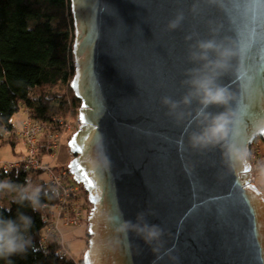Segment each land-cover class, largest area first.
<instances>
[{"label":"water","instance_id":"95a60500","mask_svg":"<svg viewBox=\"0 0 264 264\" xmlns=\"http://www.w3.org/2000/svg\"><path fill=\"white\" fill-rule=\"evenodd\" d=\"M69 3V86L80 104L66 167L89 203L82 263L264 264V194L247 168H226L218 148L188 146L185 125L195 101L177 109L185 113L179 123L161 104V97L179 100L186 91L189 44L229 37L238 56L221 83L235 93L239 139L249 148L264 142L257 124L264 117V0ZM178 10L184 20L168 30ZM190 33L198 35L186 40ZM121 212L133 222L145 213L164 229L160 242L148 245L134 232L126 241L114 220Z\"/></svg>","mask_w":264,"mask_h":264},{"label":"trees","instance_id":"16d2710c","mask_svg":"<svg viewBox=\"0 0 264 264\" xmlns=\"http://www.w3.org/2000/svg\"><path fill=\"white\" fill-rule=\"evenodd\" d=\"M72 41L69 0H0V145H14L12 138L18 133L11 118L23 106L28 119L40 121L47 128L40 133L41 155L47 145V130L55 132L62 121L60 116L79 107V100L71 97L69 101L67 95L71 94L73 74ZM43 173L40 168L0 167V180L18 184L31 181L42 188L41 206L35 211L27 203H13L10 195L0 196V200L9 202L0 204V213L14 217L19 210L33 219L31 246L25 253L10 257L11 264H83L81 258L59 254L54 235H45L48 217L60 202L61 191L50 187V182L41 177ZM79 189L86 196L80 185ZM0 264L8 261L0 259Z\"/></svg>","mask_w":264,"mask_h":264},{"label":"clouds","instance_id":"9594fccd","mask_svg":"<svg viewBox=\"0 0 264 264\" xmlns=\"http://www.w3.org/2000/svg\"><path fill=\"white\" fill-rule=\"evenodd\" d=\"M183 20L184 13L178 10L175 18L168 22L167 29L179 28ZM211 31L215 33L216 29ZM195 35L198 34L190 33L185 39L192 40ZM237 56L238 50L229 37L218 39L213 35L189 44L187 58L193 66L186 69L181 82L186 91L179 100L161 97V104L168 109L166 115L174 117L179 123L184 121L185 113L177 112V109L181 105L191 106L195 101L198 106L194 112L188 113L190 120L185 125L188 146L200 151L218 148L226 168L243 166L259 185L264 186V159H254L248 145L239 139L240 119L230 103L235 100V93L228 85L221 83V78L231 71L232 61ZM212 105L223 110L211 112L208 109ZM193 123L196 128L189 130ZM257 124L264 128V117ZM178 144H184L183 134ZM105 164H110L107 157ZM92 165L95 170L96 161L92 160ZM41 192V186L31 181L18 184L7 179L0 180V195H11L13 203L21 206L27 203L34 211L41 206ZM114 220L116 230L123 234L126 241L129 240V232H134L146 244L152 245L159 243L164 233L160 225L149 223L143 212L137 214L136 222L124 219L122 212ZM32 226L33 219L25 212L18 210L14 217L0 213V259L11 264L10 257L27 251L32 243L29 235Z\"/></svg>","mask_w":264,"mask_h":264},{"label":"rangeland","instance_id":"374dc122","mask_svg":"<svg viewBox=\"0 0 264 264\" xmlns=\"http://www.w3.org/2000/svg\"><path fill=\"white\" fill-rule=\"evenodd\" d=\"M67 95H68L69 101H70L71 97H74L72 90H71V94L69 93ZM78 109H79V107H77L75 109H69L67 116H64V115L60 116V118H62L60 127L57 128V130H54L55 133H57V135H58L57 143L58 144L60 143L63 145L62 150H65L67 155L69 154V159L64 160V161L62 160V162L58 159L59 155L61 154L60 153L61 150H60L59 146L57 148H55V150H48V151H47V148L44 147L43 152H41L43 154H41V155L39 152V156L42 159V162L50 165L51 167L49 166V168H51V169L59 168V167L61 169H65L63 167L67 166L69 160L72 157V154L70 153L69 147H68V140H69L70 136L72 135V133L78 127V120H77ZM26 118H27L26 110L22 106L17 112H15L13 114V116L11 118V121L17 127L16 130L18 133L16 136H13V138H12L15 141L14 145H12L11 143H3L0 145V167H2L5 170L12 169L13 165L10 166V164L12 162H17L18 160L23 158L24 155H26V152H27L26 144H25V141L23 140V137L21 135V134H23V131H20L23 127V120ZM5 139L8 141L11 138H5ZM255 142L259 143V144L263 143V141L261 139H257L253 143H255ZM40 146H41V144L39 141V144L37 145V147H39V149H40ZM65 151H64V153H65ZM50 154H52V156H50ZM53 157H54V160L56 159L55 161L53 160ZM257 159H262V158H261V156H259V158H257ZM52 162H53V164L58 165V167L53 165ZM16 167L17 166H14V168H16ZM43 172L44 173L42 174L41 177L49 183L50 179H51L49 177L50 175L47 174V173H49V171L47 169H43ZM255 183L258 186V188H260L261 192L264 194V189L259 185V183L256 180H255ZM50 187H52V186L50 185ZM0 196L2 197V195H0ZM9 197H11V195ZM80 198H81L80 202H84L87 205V211H88L89 203L87 201L86 196L82 195ZM8 203L9 202L6 201L5 199L0 200L1 205H8ZM64 214H67L68 218H64L63 217ZM80 214H82V213H80ZM79 215L76 218L77 223H72L71 217H73V218L76 217L75 213H73V216H70L69 211L63 212L62 214L55 213L57 223H58V233L56 236H54V238L59 243L58 244V246H59L58 252L62 256L72 258V259L82 258L83 252L86 248V242H87V221L85 220L87 213H86V211L83 212L82 219L79 217ZM50 216L51 217L54 216V213H52V211H51L49 217ZM62 217H63V220H62Z\"/></svg>","mask_w":264,"mask_h":264},{"label":"built area","instance_id":"2783aa9c","mask_svg":"<svg viewBox=\"0 0 264 264\" xmlns=\"http://www.w3.org/2000/svg\"><path fill=\"white\" fill-rule=\"evenodd\" d=\"M47 129L45 125L40 121H34L31 119H24L23 120V127L20 131H23L22 137L26 144V155L23 156L17 162H12L10 166H23L24 168H40V169H47L50 175V184L53 189L61 191L60 202L56 204L52 208V213H54L53 217H48V223L45 229V235H54L56 236L58 233V223L55 216V213L62 214L63 212H70V216H73L75 213L76 217H71L72 223H77L76 218L77 216L83 212L87 211V205L84 202H80L81 192L79 189V185L76 184L69 172L65 169L61 168H49L50 165L47 163H43L42 159L39 156V134ZM57 138L58 135L55 132L47 130L46 134V141H47V151L48 150H55L57 148ZM250 151L253 154V158L257 159L261 156V149L259 143H253L250 146ZM53 154V153H52ZM50 154V156H52ZM259 155V156H258ZM51 167V166H50ZM250 180L253 184L256 185L254 177L250 175ZM73 181V182H72ZM260 189V188H259ZM73 212V213H72ZM82 214L79 217L82 219ZM64 218H68L67 214L63 215ZM62 217V220H63ZM85 220L87 221V215Z\"/></svg>","mask_w":264,"mask_h":264},{"label":"crops","instance_id":"0c3cea01","mask_svg":"<svg viewBox=\"0 0 264 264\" xmlns=\"http://www.w3.org/2000/svg\"><path fill=\"white\" fill-rule=\"evenodd\" d=\"M39 138H40V134H39ZM60 147V155H59V157H58V159L62 162V160L64 161V160H67V159H69V154L67 155V153H66V151L65 150H62V148H63V145L62 144H58L57 145V147ZM260 149H261V158L262 159H264V142L262 143V144H260ZM64 151H65V153H64ZM53 160H54V157H53ZM56 160V159H55ZM54 160V161H55ZM2 164V163H1ZM52 164H53V162H52ZM53 165H55V164H53ZM55 166H57L58 167V165H55ZM261 186V185H260ZM263 189H264V186H261Z\"/></svg>","mask_w":264,"mask_h":264},{"label":"snow or ice","instance_id":"6c2138e0","mask_svg":"<svg viewBox=\"0 0 264 264\" xmlns=\"http://www.w3.org/2000/svg\"><path fill=\"white\" fill-rule=\"evenodd\" d=\"M247 169H245V171H246ZM89 183H91V181H89Z\"/></svg>","mask_w":264,"mask_h":264}]
</instances>
